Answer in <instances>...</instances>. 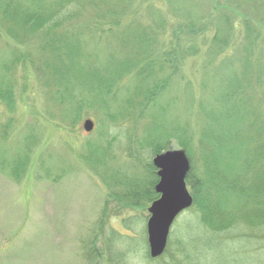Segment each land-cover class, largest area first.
<instances>
[{
	"label": "rangeland",
	"instance_id": "374dc122",
	"mask_svg": "<svg viewBox=\"0 0 264 264\" xmlns=\"http://www.w3.org/2000/svg\"><path fill=\"white\" fill-rule=\"evenodd\" d=\"M167 1L133 0L109 31L106 18L93 17H102L105 6L93 13L87 5L64 22L71 45L57 48L44 69L52 72L44 79L54 84L53 94L33 69L50 54L44 48L41 55L39 35L16 41L0 33V67L9 64L15 82V109L0 103V264H264V220L258 221L264 206L234 207V216L244 214L251 224L223 231L204 225L191 207L173 221L163 254L151 259L145 229L151 199L143 191L125 197L132 187L121 180L146 187L155 174L151 147L175 124L192 136L185 153L197 174L210 131L221 138V170L234 162L238 178L240 159H251L254 147L264 151V0H229L231 11L218 7L225 0L216 9L214 0ZM173 2L182 19L172 24ZM224 14L229 45L208 51L212 20L223 25ZM187 18L195 21L193 31L176 33V42L171 29ZM164 19L153 46L149 28ZM172 48L181 57L179 72L152 92L160 80L151 60ZM15 49L29 58L9 61ZM232 89L238 104L231 109L224 95ZM85 119L93 123L90 132L82 129ZM179 148L171 139L161 151ZM260 164L253 161L247 175Z\"/></svg>",
	"mask_w": 264,
	"mask_h": 264
},
{
	"label": "trees",
	"instance_id": "16d2710c",
	"mask_svg": "<svg viewBox=\"0 0 264 264\" xmlns=\"http://www.w3.org/2000/svg\"><path fill=\"white\" fill-rule=\"evenodd\" d=\"M115 1H117L118 3L115 4ZM132 1L133 0H1L0 19L1 22L4 21L5 24L0 23V33H3L4 35H6V37L12 38L16 41H22L24 39H28L29 37L39 35V51L41 52V55L44 48H49L50 54L49 58L46 59L45 62L42 61V57L41 62H39L38 65L33 69L39 76H41L42 79H44L47 73H52L49 71L46 73L44 69H47L53 65L52 63H50V58L55 53L54 51L57 48H65L68 51V45H71L67 40L68 32L61 29V26L64 22L69 21L72 17L73 20L76 19L78 15H80V13L83 11L84 7H86L87 5L90 6L91 10H93V13L96 10L101 11L98 9L99 6H105L104 10H102V17H98L95 15L93 17H95L96 19L106 18L109 21V23L106 25V31H109L111 27L117 23V20H113L115 18L114 16L122 12L125 13L132 4ZM166 1L167 0H164V2ZM216 2L218 3V0L213 1L214 9L217 8ZM225 2L227 4L219 3L220 6L218 7H222L223 11H231L232 9L230 8V5L231 7H233V3L229 0H225ZM172 5L173 7L171 6V9L169 8V13L173 15L171 21V23L173 24V20L182 18L180 15H178V10L176 9L179 8V4L177 5L176 2H173ZM160 13H163V10ZM227 14L230 15L229 13ZM227 14H224L221 17L223 25L219 24L216 18L212 20L213 29L211 31V46L210 48H208V51H222L227 45H229V34H231V32L229 31L230 27H227L229 21V17L227 16ZM161 15L162 14L158 16ZM165 22H167L165 19L156 21L155 25L149 28L150 38L152 40L153 46L156 45V38L154 40L153 36L156 35L155 33L157 30L161 31V29L165 25ZM194 25L195 21H192L191 19L189 20L187 18L184 19L183 25L177 30L171 29L175 41L177 42L179 38V35H177L176 33L183 30L191 33V31H193ZM78 35L77 38L80 39ZM246 37H249V34ZM74 39L76 38H73V40ZM74 48L75 47L73 42V50ZM62 55L65 57L64 54ZM169 56L170 58L168 60L167 57ZM148 57H150V55ZM148 57L146 59H148ZM210 57L211 55H209L207 62L210 61ZM28 58V52L26 53L25 51H19L15 49L14 55L9 56V61L12 60L13 62V59L23 60ZM180 58L172 48L169 52H164L163 56L160 55L158 59L151 60L155 62H153V65L155 64V67L152 68V71L155 74L153 78L158 77L160 80L156 83L155 80L153 81V85H151L150 88L152 92H156L161 89L170 78H176L179 72ZM146 62L148 61L146 60ZM140 66H137L140 67L139 71H142L144 70V68H146L143 67L142 64H140ZM130 68L131 67L125 68L124 71L129 72L131 70ZM12 73L13 68L9 66V64L1 65L0 103H2L8 111H13L15 109V82ZM160 74H162L163 77ZM43 84L47 89H51V93L53 94L54 84H51L46 79H44ZM227 88L228 87L226 86V90ZM232 92L233 89L229 93L227 92L224 95L225 98L227 96L231 97L229 104V106H231V109L233 108V106H235L236 108L238 104L237 101L233 100L234 96L232 95ZM221 103L224 106L226 105V103L224 102ZM207 118V123L210 124L208 114ZM219 137L220 136L217 135V132L210 131L209 133H207L208 144L206 145V149L203 148V173H196L197 167L196 164H194V160H192L193 158L189 155L187 156L189 159L190 167L186 175L185 182L186 185L190 188V193L193 198L191 207H196L198 208L197 210L200 211L199 221L204 223V225H208L214 228L217 231L227 230L231 228V225H235L240 222H244L243 226L249 227L251 223L249 224V221H244V214H241L239 218L237 217V215L234 216L233 208H244L247 207L249 203H252L254 207L264 206V166L262 165V161L260 159L262 156L264 157V151L262 152V150H260L258 147H254V149L249 150V154L247 153L248 156L251 157V159H240L238 168H241V179L234 175V162H226L230 163L231 165L226 164L227 167H225L224 164V168L221 170L219 161L218 159H216L217 152H219L218 145L221 143V138ZM191 138L192 136L187 135V129L185 127L182 128L178 124H175L172 125V128L170 129L169 134L166 137V140L163 143H157V145H154L151 148L153 149L154 153H158L162 149H164V146L169 142V140L174 139L176 140L177 145L185 151L188 148V144L191 141ZM257 160L261 163V167L259 168V170L254 171L250 175H247L252 162ZM258 164L259 163H257V165ZM150 167L154 170L152 164L150 165ZM127 180L129 179H126V177H124V181L121 180V182H126L127 185L132 187V189L126 194L125 197L135 198L138 191H143L146 197H148L147 199H151V201L157 197L152 188L157 180L155 174H153V177L145 185L146 187H144L143 190L139 189V186H134L138 182ZM260 220L263 221L264 216H260V219L258 221Z\"/></svg>",
	"mask_w": 264,
	"mask_h": 264
},
{
	"label": "water",
	"instance_id": "95a60500",
	"mask_svg": "<svg viewBox=\"0 0 264 264\" xmlns=\"http://www.w3.org/2000/svg\"><path fill=\"white\" fill-rule=\"evenodd\" d=\"M93 123L85 119L82 129L90 132ZM157 181L154 192L157 198L147 208L146 239L151 259L161 256L166 248L170 227L175 218L191 207L193 198L185 178L189 171V160L183 149H169L155 154L151 159Z\"/></svg>",
	"mask_w": 264,
	"mask_h": 264
}]
</instances>
